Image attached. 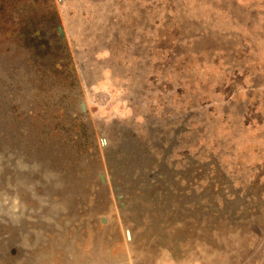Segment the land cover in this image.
<instances>
[{"label":"rangeland","instance_id":"1","mask_svg":"<svg viewBox=\"0 0 264 264\" xmlns=\"http://www.w3.org/2000/svg\"><path fill=\"white\" fill-rule=\"evenodd\" d=\"M0 264H264V0H0Z\"/></svg>","mask_w":264,"mask_h":264},{"label":"water","instance_id":"2","mask_svg":"<svg viewBox=\"0 0 264 264\" xmlns=\"http://www.w3.org/2000/svg\"><path fill=\"white\" fill-rule=\"evenodd\" d=\"M127 233H128V231H127Z\"/></svg>","mask_w":264,"mask_h":264}]
</instances>
